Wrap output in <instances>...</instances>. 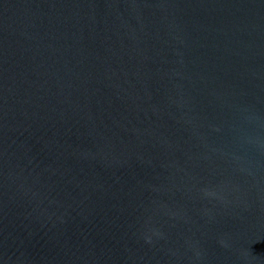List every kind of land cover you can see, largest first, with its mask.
Here are the masks:
<instances>
[{
    "label": "water",
    "instance_id": "water-1",
    "mask_svg": "<svg viewBox=\"0 0 264 264\" xmlns=\"http://www.w3.org/2000/svg\"><path fill=\"white\" fill-rule=\"evenodd\" d=\"M0 264H264V0H0Z\"/></svg>",
    "mask_w": 264,
    "mask_h": 264
}]
</instances>
